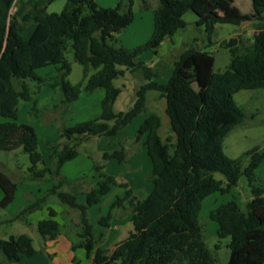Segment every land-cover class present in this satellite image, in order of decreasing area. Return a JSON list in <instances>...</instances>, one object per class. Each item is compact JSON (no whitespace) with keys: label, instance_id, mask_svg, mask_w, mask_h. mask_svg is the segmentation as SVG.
Here are the masks:
<instances>
[{"label":"trees","instance_id":"trees-1","mask_svg":"<svg viewBox=\"0 0 264 264\" xmlns=\"http://www.w3.org/2000/svg\"><path fill=\"white\" fill-rule=\"evenodd\" d=\"M52 1L26 0L22 2L25 8L17 14L11 12L16 0H0V151L21 149L30 161L27 178L51 182L46 196L11 220L22 219L25 212L53 195L67 209L78 212L75 234L79 241L72 249L82 248L90 264H217L215 253L204 239L199 217L202 201L212 193L229 192L244 177L251 194L245 209L231 199L209 212V218L218 225L214 249L228 239L227 264H264V143L235 158L222 149L227 133L256 114L236 104L233 94L241 89L264 90V0H251L253 12L247 16L218 14L220 8L228 11L233 0H157L150 38L132 49L115 45V35L132 21L134 0H127L125 7L119 2L102 7L97 0H66L60 12L49 13L47 6ZM187 11L195 13V24L204 26L208 36L216 23L240 24L252 19V41L244 45L234 36L221 41L220 45L228 49L229 61L223 71L217 72L211 51L189 46L174 60L167 81L159 82L158 70L136 57L145 50L157 54L161 42L186 25L183 16ZM31 23L34 27L25 37ZM69 49L82 66V78L76 84L67 79L71 68L65 52ZM45 67L54 68L49 86L69 103L81 92H104L99 114L63 127L57 143L49 147L48 158L38 151L35 128L17 121L21 101H32L30 112L36 110L33 96L46 80L37 70ZM126 72L140 75L143 82L132 105L115 112L122 89L114 80ZM33 82L36 90L31 88ZM149 91L165 99L168 134L161 135L162 119L157 112L148 113L141 121L137 139L142 141L151 163L152 186L145 197L139 198L127 183H119L126 188L124 196L117 197L97 223L107 226L111 210L127 201L132 229L112 248H102L98 243L104 234L93 231L88 209L118 184L116 177L108 174L103 164H94L98 176L95 185L78 193L61 169L77 156L83 142L114 136L145 112ZM125 158L122 146L102 154L103 160L123 162ZM216 173L221 177L217 178ZM69 184L72 191L64 189ZM0 188V207H5L13 200L16 182L2 170ZM80 194H84V200L78 199ZM47 214L36 223L44 242L54 240L61 229L56 211L49 207ZM0 250L7 257L4 264L17 263L21 256L36 253L32 238L25 233L0 238Z\"/></svg>","mask_w":264,"mask_h":264},{"label":"rangeland","instance_id":"rangeland-1","mask_svg":"<svg viewBox=\"0 0 264 264\" xmlns=\"http://www.w3.org/2000/svg\"><path fill=\"white\" fill-rule=\"evenodd\" d=\"M26 0H16L14 6L11 9L12 13L20 14L22 10L25 8ZM98 5L102 7H110L114 6L116 3H121L122 7H125L127 0H97ZM247 2V3H246ZM66 0H53L47 6V12H60L65 6ZM143 3L146 4V8H143ZM157 7V0H134L133 3V19L132 23L129 24L126 28H124L120 33L115 35L116 44L122 45L127 49H132L137 45H141L146 42L150 38V30L148 28V35L145 33L147 31V26L151 27L153 10ZM251 1L250 0H236L235 4L228 8L227 12L230 15H249L251 11ZM183 19L187 23V29H179L172 36L171 39H165L161 42L159 47L157 48V54H155L152 50H145L141 52L137 57V61H143L147 65L153 66L158 70V77L156 78L159 82H166L168 76L171 73L173 62L178 56V54L183 51L185 48L189 46L199 47L201 49H208L213 53L214 56V71H223L226 64L229 61V52L228 49L224 46L220 45V42L223 40L229 39V37H238L242 40L244 45L249 44L252 41V31L254 29V23L250 21H243L240 24H232V23H216L215 29L211 33L210 36L204 30V26H197L195 21L197 16L192 11H187ZM34 24L31 23L28 26V29L24 32V36L28 37L29 32L31 31V26ZM122 41V42H121ZM65 57L70 63V73L67 77L68 81L71 84L78 83L82 78V66L75 61L71 50H67L65 52ZM53 69L51 68H41L37 70V73L43 75V77L47 80L48 85L53 82L51 76L54 72H49ZM143 82V79L140 75L132 74L126 72L123 77L117 78L114 80V84L116 86L121 87L122 91L120 95L117 97V100L114 105V111H124L127 110L135 100V93L138 86ZM31 88L36 90L35 83H31ZM262 90V89H260ZM99 92L102 90L95 91L94 93L87 94L81 92L79 97L69 103L67 102L65 96L63 95L62 99H60V94L58 92H54L53 88L47 86L45 84L41 85L40 89H37L34 94L33 100H36L35 108L36 110L30 112V108L32 103L21 101L19 104V111L22 110L23 105H27V109L23 112V116L21 117L20 113V121L23 123L31 124L37 131L38 135V151L45 157L48 158V154L50 153V145L56 144L59 140V132L65 126H71L79 122H83L91 119L96 116L100 112V100L98 97ZM153 93L155 91L148 92V101L146 104L145 112H142L138 116H136L133 121L128 124L126 127L122 128L117 135L106 137H92L87 141L83 142L78 147V156L70 160L66 163L65 170L67 173L72 172L75 175V171H79L82 173L79 177H71V185H75L74 189L78 191V193L86 192L89 190L96 180L98 179L97 172L93 169L94 164H103L105 165L104 170L109 174H113L116 177L118 184L113 185L109 192H107L104 196H102L99 204L91 205L94 207L91 212L92 221L97 224L95 218L99 217L100 214L103 216L110 210V206L113 201L117 197H123L125 194V187L119 185V183H127V187L131 188L132 191H137L140 195H146L147 190H150L152 182H151V163L148 155L145 150L142 149L141 144L139 142L141 140L137 139V129L143 120V118L151 112H154L155 105L153 104ZM154 105V106H153ZM245 107L249 112H255V117L253 118V126L260 128L262 126V122H264V111L259 108L251 110L245 104H240ZM158 109H161V105L158 106ZM158 113V112H157ZM252 119L243 123V125H248ZM163 130V129H162ZM168 134V131L163 130L161 135L163 137ZM250 141H245L242 144V147H246V150L252 148L256 145H263L264 139L261 140L258 144L252 145ZM120 146L124 147L126 152V158L123 162H118L116 159L103 160L102 154L106 151H113L118 149ZM222 149L224 151V146L222 144ZM245 150V151H246ZM225 153V151H224ZM237 153V152H236ZM230 155V152H228ZM234 155V153H232ZM0 161L4 162V164L8 167L6 168V173L10 175H23L25 180L27 179V168L30 165L28 155L23 152L21 149L5 152L0 151ZM50 159H47V164ZM16 167V168H15ZM70 169V170H69ZM4 170V169H3ZM12 170V171H10ZM262 178L264 182V164L261 168ZM80 175V174H79ZM215 176L220 178L221 175L216 173ZM93 181V183H92ZM49 184L51 187L50 181H30V185L34 187H42L45 184ZM70 184L65 186L64 189L68 191H72V186ZM234 190L237 192L238 203L242 209H245V204L247 201V197H250V188L247 185L246 179L241 177L238 185L234 187ZM43 192V191H42ZM41 192L40 197L46 196L47 192ZM23 194V193H22ZM22 196V195H21ZM38 196V197H39ZM219 199H225L230 195L228 193H223L218 195ZM80 197V198H79ZM56 197L50 195L46 197L44 202L41 204H53L55 203ZM78 199L84 200V194H80ZM22 202L27 203L24 198L21 197ZM57 200V199H56ZM47 201V203H46ZM27 205L25 207H29ZM22 207V206H21ZM24 207V208H25ZM61 207L66 209L65 211H60L56 215V219L60 222L61 229L59 235L64 236L67 240H71V250L74 251H82V256L79 257L80 261L77 264H90V258H86L84 256V252L82 248L72 249V245L79 241V238L75 234L76 232V224L78 219V212L74 209H67L65 205L61 204ZM21 208L19 211H21ZM117 208L111 210V214L114 217L113 222L117 223V227L119 229L118 242L127 237L129 231L132 229V223L130 219V211H121V218L117 217L115 214L117 212ZM30 212V211H28ZM25 212L22 215V219L11 220L12 222L9 225H0V233L4 230L9 231H18L17 229L21 226V224H26L27 234L33 239L34 248L41 251L42 248L45 247V243L37 232V229L25 221V217L29 214ZM48 212H46V216L48 217ZM10 216V215H8ZM15 216V215H14ZM44 217V218H45ZM117 217V218H115ZM202 224H205L206 232H204V239L207 245L212 249L217 257V264H225L226 260V242L228 239H223L221 241V245L218 249H214V244L218 241L216 235L210 230L208 224L210 225V218L205 213V208L201 213ZM18 221V222H15ZM29 224V225H27ZM102 248H112L111 245L107 242L104 245L100 246ZM78 254V253H77ZM62 255V254H61ZM54 256L53 253L49 255V259Z\"/></svg>","mask_w":264,"mask_h":264},{"label":"crops","instance_id":"crops-1","mask_svg":"<svg viewBox=\"0 0 264 264\" xmlns=\"http://www.w3.org/2000/svg\"><path fill=\"white\" fill-rule=\"evenodd\" d=\"M235 2H236V0H233V2L231 3L230 7L233 6L235 4ZM97 4H98V1H97ZM251 8H252V3H251ZM217 12L221 16L229 15V13L226 11V9H223V8L218 9ZM252 12H253V10L251 9L249 14H251ZM247 21L253 22L252 19L251 20H247ZM131 23H132V21L129 24H131ZM33 27H34V25L31 26L32 29H33ZM148 28H151V30H150V36H151L152 30H153V17H152L151 27L148 25L147 28H146L147 31L144 32L145 36H146V33L148 35ZM32 29H31V31H32ZM182 29L183 30L187 29V23ZM214 29H215V25H214ZM254 32H255V29H253L252 34ZM165 39H171V36L170 37H166ZM45 68H51V69L54 70L53 67H45ZM53 70H51L49 72H52ZM41 76H43V75H41ZM44 84L49 86L47 80H45ZM83 93H85V92H83ZM103 94H104L103 90H102V92H99V94H98L99 99L98 100H100L102 98ZM233 99H234L235 103L238 104V105L245 104L248 108H251V110L257 109V108H259L258 106H260V109L264 111V90H260V89H241V90H239V91H237V92H235L233 94ZM147 101H148V95H147ZM30 103H32V101ZM153 104L155 105L153 111L154 112H158L160 114V116H161V119H162V125H161V128H160V133L163 132V130H165V129H166V131H168V118H167V116H166V114L164 112L165 104H166L165 103V99L163 97L159 96V94L157 92H155V93H153ZM160 105H161V109L159 110L158 106H160ZM27 107L28 106L24 104L22 110L19 111V108H18L17 121L19 123H23L19 119L23 116L22 114L25 111V109H27ZM20 113H21V117H20ZM249 122L250 123H248V125H246V126L243 125V124L235 126L225 136V138L223 140V146H224L225 154L228 157L235 158V157H238L239 155H241L246 150V147H244V146L242 147L243 142L248 140V141L251 142L250 144L256 145L261 140L264 139V122H262V126L260 128H257V127L253 126V123H254L253 119L251 121H249ZM126 126H124V127H126ZM36 133H37V131H36ZM37 137H38V135H37ZM106 137H111V136H106ZM140 144H141V147H143L142 149L145 150V148H144V146L142 144V141H140L138 145H140ZM228 152H230V155L228 154ZM232 153H234V155ZM77 156H78V154H77ZM76 157H74L73 159H75ZM73 159H71V160H73ZM111 161L109 160V162H111ZM50 162H51V160L48 163H50ZM67 162H65L64 165L62 166L61 172L69 181H72V178L75 175H76L75 177H79V176L82 175V173H80L79 171H75V173H74L75 175H73L72 172L67 173V171L65 170ZM104 167H105V165H104ZM6 168H8V167L4 164V162L0 161V170L6 172L5 171ZM10 171H12V170H10ZM7 174L10 176V178L14 182H16V189H15V192H14L13 200L8 205H6L5 207H0V225H6V226H7V224L9 225V223L12 222L11 219L13 218L14 215H16L19 212V210L21 208H24L27 205L35 204V201L37 199L42 198V197H40L42 195L41 192L42 191L44 193L48 192V189L50 188L49 184L47 183L40 190V187L36 188L34 186H31L29 184L31 180H29L28 178L25 180L23 175H10L9 173H7ZM111 175H113V174H111ZM45 181H47V180H44L43 182H45ZM92 183H93V181H92ZM149 191L150 190H147L146 195L148 194ZM236 192L237 191L234 190V188H232L229 192H227L230 196L226 197L225 199H221V200L219 199L218 195H220L222 193H219V192H215V193H212V194L206 196L203 199V201H202V208H201V211L199 213L200 220L201 221L203 220L202 217H201V213L204 210V208H205L206 215H208V217H209V212L211 210H213L214 208H216L217 206H219L220 204H222L224 202H227V201H229L231 199H235L236 201H238L237 197L234 198L235 196H237ZM133 194H135L139 198H143V197L146 196V195L143 196L142 194L140 195L137 191H133ZM2 197H3V191L0 188V200H1ZM21 197L24 198L27 203L22 202ZM247 198H248L247 199V201H248L251 198V196L247 197ZM46 203H47V201H46ZM92 206H90L89 209H88V215H89L90 221L93 223V231L96 234L99 233V232H103V234H104L102 239L98 243V246L104 245L105 242H107L109 244V246L111 245V247L115 246L117 243H119L117 241L118 240L117 236L119 235V232H118L119 229L117 227L118 226L117 223L113 222L114 217L112 216V218L109 220V223H108L107 226H101L99 224L97 226V224H95L92 221L93 218L91 216V212L94 209V207H92ZM49 207L53 208L56 211L57 214L60 211H65L66 210L63 207H61V203H59V201L56 200V199H55V203H53V204H50V203H48V204H43L42 203L41 204V203H39L30 212H28L29 214L25 217V221H28V223L30 225H33L36 228V223L40 219H43L46 216V212H48V208ZM117 209L118 210H117L115 215L117 217H119V218H121V216H122L121 215V211H123V210L126 211V212L130 211L128 209V202L127 201H124L120 207H117ZM8 215H10V216H8ZM102 216L103 215L100 214L99 217L97 216V218H95V220L97 221V219L102 217ZM117 217H115V218H117ZM130 217H131V215H130ZM15 222H18V221H15ZM29 224H27V225H29ZM25 225L26 224L22 223L21 226L17 229L18 231L4 230L2 233H0V238L1 239H7L11 235H18V234H21V233L27 234V231H26L27 228H26ZM203 226H204V229H205L206 226H205L204 223H203ZM208 226H209L210 230L214 233V235H216V230H217V226H218L217 223L215 221H213V220H210V225L208 224ZM206 229H205V232H206ZM32 243H33V239H32ZM44 243H45V247L42 248L41 251H39L38 249L35 248L36 249V253L33 254L32 256L23 255V256L20 257V259H19V261L17 263L12 262L10 264H77L80 261V259H78L77 257L78 256L79 257L82 256V251H79V250L77 251L76 250V251L72 252V250H71V240H67V238H65L64 236L58 235L54 240L45 241ZM225 250H226V257H225L226 263L225 264H227L228 259H229V249H228L227 246H226ZM83 252H84V256L86 257L84 250H83ZM51 253H53L54 256L51 259H49V255ZM5 262H7V257L0 250V264H4Z\"/></svg>","mask_w":264,"mask_h":264}]
</instances>
